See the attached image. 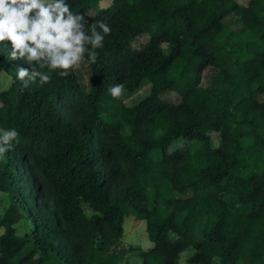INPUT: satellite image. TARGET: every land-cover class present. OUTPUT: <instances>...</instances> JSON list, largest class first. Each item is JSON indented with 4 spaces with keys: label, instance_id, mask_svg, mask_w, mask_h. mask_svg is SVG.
Here are the masks:
<instances>
[{
    "label": "trees",
    "instance_id": "16d2710c",
    "mask_svg": "<svg viewBox=\"0 0 264 264\" xmlns=\"http://www.w3.org/2000/svg\"><path fill=\"white\" fill-rule=\"evenodd\" d=\"M101 1L68 0L87 27L112 29L96 62L82 63L87 86L76 68L23 88L16 69L29 66L0 48L12 79L0 91V128L20 133L0 158V193L33 225L21 237L0 220V264H119L108 248L129 216L153 243L132 248L142 264H180L187 251L188 264H264V0ZM230 16L242 18L240 32ZM116 84L129 97L148 91L128 106L109 95ZM253 150L261 166L243 174Z\"/></svg>",
    "mask_w": 264,
    "mask_h": 264
},
{
    "label": "clouds",
    "instance_id": "9594fccd",
    "mask_svg": "<svg viewBox=\"0 0 264 264\" xmlns=\"http://www.w3.org/2000/svg\"><path fill=\"white\" fill-rule=\"evenodd\" d=\"M72 10L68 0H0V48L6 59L20 60L15 79L23 88L51 84L53 73L67 78L82 63H95L111 27L105 20H93ZM7 74L0 70V80ZM9 79H11L9 77ZM123 84L109 86L113 99L122 97ZM17 129L0 128V158L19 144Z\"/></svg>",
    "mask_w": 264,
    "mask_h": 264
},
{
    "label": "rangeland",
    "instance_id": "374dc122",
    "mask_svg": "<svg viewBox=\"0 0 264 264\" xmlns=\"http://www.w3.org/2000/svg\"><path fill=\"white\" fill-rule=\"evenodd\" d=\"M113 0H102L100 3V7H105L107 5H110ZM240 4L247 5L249 3V0H238ZM257 12L259 14H264V1L261 5L257 7ZM226 23L232 27L234 30L240 32L243 28V20L241 17L238 16H230L226 19ZM148 36H142L135 40L134 47H141L144 43L148 41ZM168 45H164L165 51H168ZM235 57H238L240 59H243L244 56L237 52ZM77 71L81 77V83L84 86L88 85V79H89V68L87 64H82L79 68H77ZM7 74V73H6ZM214 74L213 70H208L204 74V80L203 85L207 86L210 82V77ZM9 75L5 76L2 80H0V91L7 90L12 85V79H9ZM11 78V77H10ZM148 91V88H145V90L135 96V97H129L126 96L124 93L122 94V97H120L124 103L128 106H131L135 103H137L142 97L145 96V93ZM170 98L176 99L177 96L175 94L169 95ZM212 143L214 147H217L221 140L220 135L218 133H211ZM183 144V142L181 143ZM190 146V152L191 154H194L195 156L198 154V152H201V143L198 141H194ZM261 149V148H259ZM254 154L243 156L241 163L242 164V172L243 174L250 175L253 172L257 171L258 166H261V163L259 160L261 159V156L259 155L262 151L260 150H253L251 151ZM197 160V159H196ZM198 161V160H197ZM198 163H201L200 161ZM163 194L169 195L168 188L163 189ZM84 209L88 215L92 214V211L89 209L87 205L84 206ZM0 220L5 221L6 223L10 224L13 228L16 229V234L24 237L31 234L33 225L31 222L26 218L25 211L21 209L20 206L15 205L11 202L10 198L6 193H0ZM124 235L123 239L120 241H116L114 244L110 245L108 248V251L110 253L116 254L119 257H121L119 264H142V259L139 257V251H131L132 248L141 249L144 251H147L148 249L153 247V243L149 240L148 233L146 231V222L145 221H139L136 219L135 216H129L124 223ZM5 229L0 227V236L4 234ZM99 245H101V242H98ZM29 248L33 247L32 242L28 245ZM192 252L187 251L185 252L181 258H180V264H188V258L191 256ZM40 255L39 253L36 255L38 258ZM219 264V263H215ZM239 264H246V263H239Z\"/></svg>",
    "mask_w": 264,
    "mask_h": 264
}]
</instances>
